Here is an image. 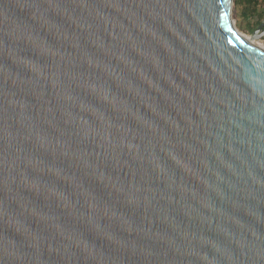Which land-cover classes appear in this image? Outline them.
<instances>
[{
    "label": "water",
    "instance_id": "water-1",
    "mask_svg": "<svg viewBox=\"0 0 264 264\" xmlns=\"http://www.w3.org/2000/svg\"><path fill=\"white\" fill-rule=\"evenodd\" d=\"M233 5L0 0V264H264V50Z\"/></svg>",
    "mask_w": 264,
    "mask_h": 264
},
{
    "label": "rangeland",
    "instance_id": "rangeland-1",
    "mask_svg": "<svg viewBox=\"0 0 264 264\" xmlns=\"http://www.w3.org/2000/svg\"><path fill=\"white\" fill-rule=\"evenodd\" d=\"M261 13L256 17H246L242 14V10L233 5L232 17L235 21L236 29L240 34L250 35L252 31L264 20V7Z\"/></svg>",
    "mask_w": 264,
    "mask_h": 264
},
{
    "label": "trees",
    "instance_id": "trees-1",
    "mask_svg": "<svg viewBox=\"0 0 264 264\" xmlns=\"http://www.w3.org/2000/svg\"><path fill=\"white\" fill-rule=\"evenodd\" d=\"M234 6L242 10L246 17H256L264 7V0H234Z\"/></svg>",
    "mask_w": 264,
    "mask_h": 264
},
{
    "label": "bare ground",
    "instance_id": "bare-ground-1",
    "mask_svg": "<svg viewBox=\"0 0 264 264\" xmlns=\"http://www.w3.org/2000/svg\"><path fill=\"white\" fill-rule=\"evenodd\" d=\"M244 38H246L247 40H249L250 42L260 46L261 48H263L264 50V45H262L261 43H258L253 37H250L248 35H244V34H241Z\"/></svg>",
    "mask_w": 264,
    "mask_h": 264
},
{
    "label": "built area",
    "instance_id": "built-area-1",
    "mask_svg": "<svg viewBox=\"0 0 264 264\" xmlns=\"http://www.w3.org/2000/svg\"><path fill=\"white\" fill-rule=\"evenodd\" d=\"M258 43H261L262 45H264V36L261 37L260 39L256 40Z\"/></svg>",
    "mask_w": 264,
    "mask_h": 264
}]
</instances>
